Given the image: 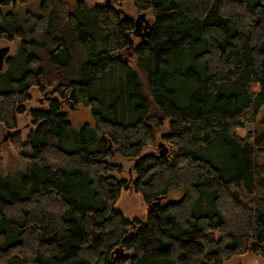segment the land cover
Segmentation results:
<instances>
[{
    "label": "trees",
    "instance_id": "trees-1",
    "mask_svg": "<svg viewBox=\"0 0 264 264\" xmlns=\"http://www.w3.org/2000/svg\"><path fill=\"white\" fill-rule=\"evenodd\" d=\"M124 1L0 3V36L18 40L0 71V124L25 160L0 175V264L264 259V0H130L152 13L137 40ZM32 87L49 92L45 107H25ZM116 155L132 176L114 174ZM123 187L146 203L180 197L129 219L115 207Z\"/></svg>",
    "mask_w": 264,
    "mask_h": 264
},
{
    "label": "rangeland",
    "instance_id": "rangeland-1",
    "mask_svg": "<svg viewBox=\"0 0 264 264\" xmlns=\"http://www.w3.org/2000/svg\"><path fill=\"white\" fill-rule=\"evenodd\" d=\"M102 1V0H96ZM120 7V12L124 16L123 13H127L134 18L143 15L149 23L152 18V13L149 11L139 12L134 9L130 0H126L122 2V4L118 5ZM144 21L141 18V24L138 29L140 32H144ZM132 37L137 40L139 37L132 33ZM9 45L8 56L13 55L16 52L18 47L17 39H7L5 37L0 36V46ZM7 66L6 61L3 63V67L0 71L5 70ZM47 96H49V92H44L43 90L38 89V87H32L30 89V97L27 99L24 104L27 109L29 108H39L45 107L47 105ZM71 118L79 123L84 119L88 118L87 110L83 107H79L73 109L71 111ZM35 126V122L32 121V117L29 114V110L27 112L18 113L17 116V125L15 127L18 136L21 139H24L26 134L30 129H33ZM14 129H10L4 127L0 124V175H14L16 173L22 172L25 169V160L18 154L16 148L12 143ZM239 132H243V129H239ZM7 134V135H6ZM6 135V138H4ZM160 140L158 137L155 142L157 143ZM165 146L169 148V144L163 141ZM257 152V160L259 162H264V148H258ZM115 162H120L125 167V170L122 173H114L117 176L127 177L128 175H133L129 170L130 163L132 162L130 158L116 155L113 159ZM127 168V169H126ZM179 190H172L160 196L157 199V205H160L168 200H176L180 197ZM115 207L119 208L125 217L132 219L138 218L140 220H145L147 217V213L149 209V203H146L141 194L131 188H121L120 194L115 201ZM124 251V249H123ZM223 264H264V259L261 255L252 253L250 251L244 253L233 254L229 258L223 261Z\"/></svg>",
    "mask_w": 264,
    "mask_h": 264
},
{
    "label": "water",
    "instance_id": "water-1",
    "mask_svg": "<svg viewBox=\"0 0 264 264\" xmlns=\"http://www.w3.org/2000/svg\"><path fill=\"white\" fill-rule=\"evenodd\" d=\"M2 1L3 0H0V3ZM9 1H14V0H9ZM124 16L130 18V15L127 14V13H124ZM8 50H9V45L8 44L0 46V70H1V68L3 66V63H4L5 59L8 56L7 55ZM6 135H4V138H6ZM157 147H158L159 153H161V154H165L167 152V150H168V148L165 146V144H164V142L162 140H159L157 142ZM156 205H157V200H154L153 203H149V209L152 210ZM114 251L115 252H119L121 256L128 257V255H129V252L123 251V248L121 246H117L114 249Z\"/></svg>",
    "mask_w": 264,
    "mask_h": 264
},
{
    "label": "flooded vegetation",
    "instance_id": "flooded-vegetation-1",
    "mask_svg": "<svg viewBox=\"0 0 264 264\" xmlns=\"http://www.w3.org/2000/svg\"><path fill=\"white\" fill-rule=\"evenodd\" d=\"M106 1V0H105ZM119 10H120V7H119ZM139 12H141V11H139ZM124 14V13H123ZM141 18H142V20L144 21V24H143V26H144V29H145V31L144 32H139L138 31V29H139V27H140V24H141ZM129 19H131L132 21H133V23H134V30H133V32L132 33H134V34H136L139 38H143V36L145 35V33L147 32V30H148V27H149V22L145 19V18H143V15H139V16H137L136 18H134L133 16H131L130 15V18ZM7 54H8V52H7ZM8 57V56H7ZM7 59V58H6ZM6 59H5V61H6ZM4 61V62H5ZM3 67V66H2ZM2 69V68H1Z\"/></svg>",
    "mask_w": 264,
    "mask_h": 264
},
{
    "label": "crops",
    "instance_id": "crops-1",
    "mask_svg": "<svg viewBox=\"0 0 264 264\" xmlns=\"http://www.w3.org/2000/svg\"><path fill=\"white\" fill-rule=\"evenodd\" d=\"M180 192V191H179ZM180 195V194H179Z\"/></svg>",
    "mask_w": 264,
    "mask_h": 264
}]
</instances>
